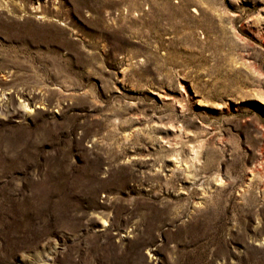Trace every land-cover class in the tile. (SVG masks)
I'll return each instance as SVG.
<instances>
[{
    "label": "rangeland",
    "instance_id": "obj_1",
    "mask_svg": "<svg viewBox=\"0 0 264 264\" xmlns=\"http://www.w3.org/2000/svg\"><path fill=\"white\" fill-rule=\"evenodd\" d=\"M0 264H264V0H0Z\"/></svg>",
    "mask_w": 264,
    "mask_h": 264
}]
</instances>
